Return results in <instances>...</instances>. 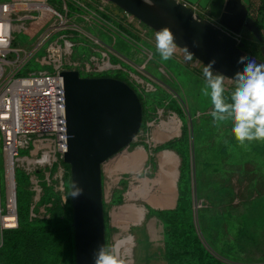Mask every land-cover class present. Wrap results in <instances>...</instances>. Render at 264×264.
<instances>
[{
    "label": "rangeland",
    "instance_id": "obj_1",
    "mask_svg": "<svg viewBox=\"0 0 264 264\" xmlns=\"http://www.w3.org/2000/svg\"><path fill=\"white\" fill-rule=\"evenodd\" d=\"M47 2L62 20L43 10L42 15L24 30L13 33L12 47L27 54L45 29L58 26L19 74L51 70L53 65L71 69L74 66L85 68L87 64L91 69L90 76H120L141 98L142 123L136 136L102 165L105 246L114 245L122 236L110 212L123 206L130 182V174L125 171H118V179L110 182L107 168L122 162L124 153H131L141 146L151 151L144 167L149 169L151 177L158 170L155 154L169 150L177 156L176 198L173 205L163 209L152 207L146 198L137 202L145 208L146 217L128 229L132 243L125 247L124 253L121 250L124 264H167L163 224L158 212L176 206L179 184L189 191L195 231L207 250L226 264H264V224L256 218L264 214V163L253 154L247 142L236 141L231 134L230 121L214 122L210 115V97L202 92L206 84L205 65L194 58L186 62L183 51L181 55L174 53L170 60L162 61L155 50L156 33L137 19L122 16L119 9L108 11L84 0ZM240 38L257 44L247 32H242ZM54 42L62 50L50 53L55 58L50 64H40L41 57L47 54L45 49ZM64 42L68 46L66 51H63ZM257 57L261 58V55ZM103 61L118 67L93 71L95 64ZM144 87L150 91L145 92ZM235 87L236 82L224 77V95L230 96ZM172 102L178 105L180 113L172 108ZM173 116L180 120L179 134L164 142H155L161 122ZM167 142L180 146L182 155L166 147ZM24 153L19 151L20 155ZM16 172L26 176L25 182L16 183L15 191L16 196L17 189L29 192V220L58 218L64 214L68 170L59 156L51 166L36 167L29 173L20 166ZM181 172L185 176L183 182L179 180ZM143 173L139 175L143 176ZM107 182L111 183L110 187ZM44 196H49L50 200L42 202ZM5 197L0 150V215L6 214ZM243 213L245 219L241 220ZM127 249L130 255H127Z\"/></svg>",
    "mask_w": 264,
    "mask_h": 264
},
{
    "label": "water",
    "instance_id": "obj_2",
    "mask_svg": "<svg viewBox=\"0 0 264 264\" xmlns=\"http://www.w3.org/2000/svg\"><path fill=\"white\" fill-rule=\"evenodd\" d=\"M105 1L155 33L168 27L178 49L187 45L204 65L215 59L213 71L234 82L244 67L239 57L264 64L263 34L242 0H152L151 6L144 0ZM197 11H206L217 24ZM242 32L256 40L261 58L244 50V39L236 36ZM60 75L66 125L62 162L68 165L69 185L74 180L84 189L78 198L70 197L74 263L94 264V254L105 245L102 165L132 142L142 123V105L135 90L115 77H83L75 69Z\"/></svg>",
    "mask_w": 264,
    "mask_h": 264
},
{
    "label": "built area",
    "instance_id": "obj_3",
    "mask_svg": "<svg viewBox=\"0 0 264 264\" xmlns=\"http://www.w3.org/2000/svg\"><path fill=\"white\" fill-rule=\"evenodd\" d=\"M84 1L108 11L119 9L105 0ZM43 10L62 20V16L47 0L0 1V150L6 191L7 176L8 189L10 182L14 190L12 198H7L6 194V214L7 205L12 204L16 217L10 226L2 224L0 220V247L3 230L17 227L16 168L21 166L29 173L36 167L51 166L56 162L57 156L62 160V154L66 150L65 90L60 75L64 69L53 65L51 70L19 74V70L53 35L58 26L51 25L45 29L27 54H21V49L12 47L13 33L24 30L30 22L42 15ZM119 12L122 16L132 17L122 10ZM201 12L204 13L202 16L216 24V20L210 18L206 11ZM236 36L240 38V35ZM51 47L57 49V53L62 50L56 42L50 44L49 49H45L47 54L40 61L37 59L40 64H50V61L55 60L50 56V53H54ZM67 47L64 42L63 51L68 50ZM182 53L184 56V52ZM95 65L97 68L93 71H108L118 67L106 61L101 64L97 62ZM71 69L77 70L83 77L90 76L91 73L87 64L85 68L74 66ZM144 90L150 91L145 87ZM135 92L138 94L136 89ZM20 150L25 153L20 155ZM1 216L3 215H0V219Z\"/></svg>",
    "mask_w": 264,
    "mask_h": 264
},
{
    "label": "trees",
    "instance_id": "obj_4",
    "mask_svg": "<svg viewBox=\"0 0 264 264\" xmlns=\"http://www.w3.org/2000/svg\"><path fill=\"white\" fill-rule=\"evenodd\" d=\"M251 7H256L264 14V0L250 1L248 8ZM244 41V50L257 57L258 45ZM115 78L129 84L120 76ZM224 96L227 100L230 97ZM138 97L141 101L139 95ZM171 106L180 113V108L175 102H172ZM165 146L182 155V149L177 144L167 142ZM64 165L68 170V165ZM184 178V173L181 172L179 180L183 182ZM15 179L18 184L20 181L25 182L26 176L16 172ZM65 183L67 196L69 172L65 175ZM49 200V196H44L41 201ZM28 206L29 192L17 189L18 227L5 229L2 232L0 264H75L70 196L65 200L64 214L58 218L29 220ZM158 215L163 224L164 256L167 264H226L207 250L197 235L192 219L189 191L183 184L178 185L176 206L173 209L161 210ZM240 216L241 220L245 219V213ZM256 218L264 224V214Z\"/></svg>",
    "mask_w": 264,
    "mask_h": 264
},
{
    "label": "clouds",
    "instance_id": "obj_5",
    "mask_svg": "<svg viewBox=\"0 0 264 264\" xmlns=\"http://www.w3.org/2000/svg\"><path fill=\"white\" fill-rule=\"evenodd\" d=\"M152 5V0H144ZM193 46H198L193 40ZM177 48L173 32L164 27L155 34V50L162 61L173 57ZM184 60L191 61L193 53L188 46L183 47ZM215 59L209 61L203 68L206 84L202 89L203 95L210 97L214 122H231V134L236 141L244 144L246 141L264 140V64L256 63L255 59L247 56L239 57L237 63L244 65L241 71L234 75L236 87L232 90L229 99L224 96V75L213 71ZM84 192L76 181L72 180L65 200L70 196L78 198ZM94 264H124L116 245L98 248L94 254Z\"/></svg>",
    "mask_w": 264,
    "mask_h": 264
},
{
    "label": "bare ground",
    "instance_id": "obj_6",
    "mask_svg": "<svg viewBox=\"0 0 264 264\" xmlns=\"http://www.w3.org/2000/svg\"><path fill=\"white\" fill-rule=\"evenodd\" d=\"M53 52L59 51L55 49ZM179 131L180 120L177 116H173L167 121L161 122L159 133L154 141L164 142L166 139L177 136ZM150 156L151 151H147L144 147L140 146L131 153H124L122 162L109 165L107 168L110 182L118 179L116 174L118 171H125L130 174L129 190L124 195L125 203L123 206L112 209L110 212L112 221L117 224L122 233V236L117 238L114 243L119 248L120 257L121 250L124 253L125 247H130L132 243V236L127 233L128 229L131 225L139 224L146 217L145 208L139 206L137 202L140 199L146 198L152 207L163 209L173 205L176 198L177 156L169 150H162L155 154L158 170L154 174V177H151L149 169H144ZM140 173L144 175L140 176ZM110 182L106 183L107 187L111 184ZM9 185L10 188L8 189L7 176L6 194L7 198H12L14 190L10 182ZM15 219L14 206L8 204L7 214L1 216L0 220L2 224L10 226L14 223ZM126 251L128 252L127 255H130L129 249Z\"/></svg>",
    "mask_w": 264,
    "mask_h": 264
},
{
    "label": "crops",
    "instance_id": "obj_7",
    "mask_svg": "<svg viewBox=\"0 0 264 264\" xmlns=\"http://www.w3.org/2000/svg\"><path fill=\"white\" fill-rule=\"evenodd\" d=\"M250 1H255V2H258L259 0H246L244 2V4L246 5L247 9H248V14L251 15L254 20L256 21V23L258 24L262 34H263V37H264V14L262 11H260L259 9H257L256 7L254 8H248V3ZM248 2V3H246ZM199 14L201 15H204L203 12L201 11H198ZM176 54L180 55L182 54L181 53V50L176 48V51H175ZM183 58V57H182ZM247 142V145L250 146L249 148L252 149L253 151V154L256 155V157L260 160H262V162L264 163V140H261V141H251V142Z\"/></svg>",
    "mask_w": 264,
    "mask_h": 264
}]
</instances>
